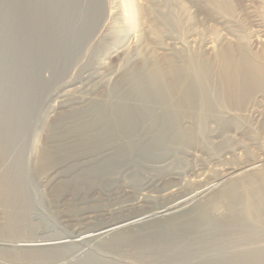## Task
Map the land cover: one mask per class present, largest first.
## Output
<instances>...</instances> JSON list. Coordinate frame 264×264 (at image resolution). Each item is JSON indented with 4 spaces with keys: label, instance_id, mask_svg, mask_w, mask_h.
Returning a JSON list of instances; mask_svg holds the SVG:
<instances>
[{
    "label": "rangeland",
    "instance_id": "rangeland-1",
    "mask_svg": "<svg viewBox=\"0 0 264 264\" xmlns=\"http://www.w3.org/2000/svg\"><path fill=\"white\" fill-rule=\"evenodd\" d=\"M63 1L51 26L64 23L60 39L38 45L25 41L23 0H0V264H230L264 247V90L230 106L213 66L230 43L264 52V0H229L224 17L202 0H137L148 10L136 28L119 15L122 0L76 17ZM154 55L181 66L184 88L203 104L192 117L171 109L177 97L150 77ZM204 187L172 213L150 216ZM136 215L145 220L63 252L17 247ZM224 221L235 222L223 229Z\"/></svg>",
    "mask_w": 264,
    "mask_h": 264
},
{
    "label": "bare ground",
    "instance_id": "bare-ground-1",
    "mask_svg": "<svg viewBox=\"0 0 264 264\" xmlns=\"http://www.w3.org/2000/svg\"><path fill=\"white\" fill-rule=\"evenodd\" d=\"M63 1V0H62ZM88 1V2H87ZM202 1H205L207 2L205 5L209 6L210 4V9L212 8L213 10V13H215L216 15V12L220 13V17H221V12H225V14H227V12H232V7H234L231 2L233 1H229V0H202ZM236 1V0H235ZM65 2H68V4H66V6H63V7H66V8H71V12H72V15H75L76 16H81L82 13L86 12V10L88 11V9H90L92 11L93 9V5L92 4H96L99 6L100 9H103V5L102 3H104L102 0H65L63 1V3L65 4ZM76 6L73 8L71 6V3H76ZM264 2V1H263ZM59 3V0H23L22 2V8L24 7V10L26 11V14H25V25L27 26V31L25 32V41L26 42H33V41H36L37 44L39 42L41 43H46V42H50L54 41L55 38H58L60 39V33H59V30L61 29L62 25H64L63 22L59 21V23L56 25V30L52 31L51 30V26L53 25V16H55L56 14V11L54 10L55 8V5ZM137 0H122V5L120 7H122L120 10H119V15L122 16V18L125 20V23H128V26L130 25L131 28H136L138 27L139 25V17L141 16V13L143 10H144V6L142 5L141 7H139L137 5ZM234 3V2H233ZM105 4V3H104ZM92 5V6H90ZM4 6V5H3ZM78 6V8H77ZM138 6V8H137ZM207 6V7H208ZM152 7V6H151ZM207 7H205L204 9H207ZM147 8V7H146ZM145 10L147 11L148 9ZM63 9V8H62ZM144 10V12H146ZM209 10H207L209 12ZM20 11V10H19ZM24 11V12H25ZM150 11V10H149ZM220 11V12H219ZM236 11V10H234ZM147 13V12H146ZM234 13V12H233ZM54 14V15H53ZM96 14V13H95ZM94 14V15H95ZM229 14V13H228ZM232 14V13H231ZM145 15V14H144ZM170 15V14H169ZM218 15V14H217ZM224 15V13H223ZM222 15V16H223ZM9 16V15H8ZM15 16V15H14ZM168 16V15H167ZM174 16V15H172ZM219 16V15H218ZM86 17V16H85ZM97 17V16H96ZM224 17V16H223ZM70 18L71 17H68L67 16V19H65L66 23L68 24V22H70ZM74 18V17H73ZM168 18V17H167ZM176 18V17H174ZM219 18V17H218ZM64 19V18H63ZM85 19V18H84ZM171 19V18H170ZM4 20V19H3ZM81 20V19H80ZM171 21V20H170ZM169 21V23H170ZM4 22V21H3ZM16 22V20H15ZM55 22L57 23V21L55 20ZM178 23V21H177ZM10 24V23H9ZM13 24V22H12ZM12 24H10L12 26ZM60 24V25H59ZM172 24V22L170 23ZM68 27H69V24H68ZM26 29V28H25ZM54 32V33H52ZM35 43V42H34ZM238 43V42H237ZM236 43V44H237ZM27 44V43H26ZM234 44V43H233ZM232 43H230L229 46L225 47L221 52H219V55L215 58V62L213 63V66L215 67L214 64H216V67L218 69V74L217 75H220L218 77L219 78V81L221 82V85L222 87L220 88V85L218 86L219 89H221L220 91L222 92V97L224 96L226 100H223L221 97H219V99L221 98L222 100L221 101H227L230 103V106L232 105V103H239V107H240V104L243 102H245L246 100H249V99H246L244 101L245 98L247 97H251L250 95H252L253 93H255L256 90H260V89H263L264 90V52H262V54H256L253 53L251 54L250 51H248L247 47L245 48V46H241L242 44H240V46H233ZM36 45V44H35ZM39 45V44H38ZM41 45V44H40ZM239 45V44H238ZM32 46V45H31ZM44 47V45H42ZM48 45H46L47 47ZM38 47V46H37ZM39 48V47H38ZM45 48V47H44ZM53 48V47H52ZM40 49H42L40 47ZM178 52V51H177ZM218 54V53H217ZM157 55V54H156ZM168 56V55H167ZM179 56V55H178ZM151 57V56H150ZM172 57V56H171ZM175 57V56H174ZM153 58V56H152ZM151 58V59H152ZM176 58V57H175ZM183 58V57H182ZM153 60V63H154V66L152 67L151 71H150V77L154 80V82H158L159 85H162V89H161V93L163 94H175L174 97L176 98V103H175V99H174V102H172V98H171V102L172 104L170 103L168 106H170V108H175V111H179L178 114H180V117H181V114H184L185 117H188L189 113H192L191 114V117L195 114H193V109L196 108V110H198L201 106H203L202 102H196V98L198 97H195V94L193 96V93H192V90L190 91L189 87L188 89L187 86H188V82L186 80H183V77L182 79L180 78V70L179 69L181 66H177L175 63L176 62H172L171 59L167 58V57H158V56H155L154 55V58L152 59ZM151 60V61H152ZM174 60V59H173ZM176 60V59H175ZM20 61V59H19ZM178 61V59H177ZM182 61V60H181ZM205 61V60H204ZM206 62V61H205ZM47 63V62H46ZM178 63V62H177ZM208 63V62H206ZM204 64V63H201V64H204L206 66L205 69V74H207V64ZM179 65V64H178ZM209 66H210V63H209ZM213 66H210V67H213ZM201 67V66H200ZM203 67V65H202ZM201 67V70L203 71ZM209 67V68H210ZM213 67V68H214ZM12 69V68H11ZM211 69V68H210ZM216 69V70H217ZM215 70V69H214ZM215 70V71H216ZM209 71V70H208ZM204 72V71H203ZM213 72V71H212ZM217 72V71H216ZM211 73V72H210ZM209 74V73H208ZM202 75V74H201ZM190 76V75H189ZM206 76V75H205ZM204 76V77H205ZM207 77V76H206ZM205 77V78H206ZM208 78V77H207ZM186 79V77H185ZM190 79V77H189ZM199 79V78H198ZM197 79V81H198ZM188 80V79H187ZM201 80V79H200ZM204 80V78H203ZM202 80V81H203ZM206 80V81H205ZM204 82L206 84L207 80L208 79H205ZM184 81H186L184 83ZM196 81V82H197ZM193 82V81H192ZM195 82V84H196ZM202 82V83H204ZM199 83V82H198ZM201 83V82H200ZM199 83V84H200ZM187 84V86L184 88L183 85ZM190 84V82H189ZM194 84V83H193ZM194 84V85H195ZM204 84V85H205ZM220 84V83H219ZM158 85V84H157ZM192 85V84H191ZM198 85V84H197ZM199 86V85H198ZM194 87V86H193ZM197 87V86H196ZM195 87V88H196ZM149 91V90H148ZM194 91V90H193ZM218 91V90H217ZM220 91H218L217 94L221 95L220 94ZM153 92V91H152ZM196 92V91H195ZM258 92V91H256ZM154 93V92H153ZM156 93V92H155ZM160 93V92H159ZM169 95V96H170ZM161 96V95H159ZM163 96V95H162ZM166 96V95H165ZM172 96V95H171ZM170 96V97H171ZM169 97V98H170ZM206 97V96H205ZM223 97V98H224ZM160 98V97H159ZM157 99V98H156ZM165 99V98H164ZM207 99V98H206ZM161 100V98H160ZM168 100V99H167ZM201 100V99H200ZM205 100V99H204ZM243 100V101H242ZM164 101V100H163ZM232 103H231V102ZM227 102H224L225 104ZM196 103L199 105L200 103V107L197 108L196 106ZM222 103V102H221ZM223 103V104H224ZM242 103V104H243ZM145 104V103H144ZM163 104V103H161ZM165 104V103H164ZM167 104V103H166ZM241 104V105H242ZM228 105V104H226ZM147 106V105H146ZM150 106V105H149ZM162 106V105H161ZM166 106V105H164ZM164 106H162V108H164ZM233 106V105H232ZM237 106V105H236ZM140 107V106H139ZM238 107V106H237ZM242 107V106H241ZM135 108V107H134ZM138 108V107H137ZM145 108V107H144ZM143 108V109H144ZM149 108V107H148ZM168 108V109H170ZM171 108V109H172ZM139 109V108H138ZM203 109V107H202ZM202 109H200L199 112L202 111ZM152 110H154L152 108ZM139 111V110H138ZM136 111V112H138ZM150 111V110H149ZM148 111V112H149ZM174 111V110H173ZM135 112V113H136ZM147 112V113H148ZM152 112V111H150ZM196 112V111H195ZM158 113V111H157ZM156 113V114H157ZM173 113V112H172ZM176 113V112H175ZM208 113V112H207ZM206 113V114H207ZM140 114V113H137V115ZM155 114V113H154ZM163 114V113H162ZM177 114V113H176ZM204 114V112H203ZM135 115V116H137ZM152 115V114H151ZM167 115V114H166ZM187 115V116H186ZM143 116V115H142ZM174 116V115H173ZM190 116V115H189ZM196 116L197 113H196ZM204 115H200L201 119H204L203 118ZM208 116V115H207ZM147 117V116H146ZM179 117V115H178ZM184 117V118H185ZM206 118V116H204ZM218 117V116H217ZM150 118V117H148ZM190 118V117H189ZM199 118V116H198ZM170 120L172 118H169ZM197 118H195V121H196ZM200 119V120H201ZM110 120V119H109ZM114 120V119H113ZM159 120V119H158ZM165 120V119H164ZM174 120V119H173ZM183 120V119H182ZM198 120V119H197ZM205 120V119H204ZM143 121V120H142ZM166 121V120H165ZM202 121V120H201ZM137 122V121H136ZM164 122V121H163ZM172 122V120H171ZM171 122H168L169 124ZM175 122V120H174ZM181 121L179 120L178 123H180ZM191 122V121H190ZM197 122V121H196ZM203 122V121H202ZM139 123H140V120H139ZM143 123V122H142ZM161 123V122H160ZM177 123V122H176ZM198 123H200L198 121ZM112 124V123H111ZM117 124V123H116ZM120 124V123H119ZM144 124V123H143ZM202 124V123H201ZM177 125V124H176ZM96 127V126H94ZM155 127V126H154ZM168 127V126H167ZM90 128V127H89ZM107 129V128H106ZM128 129V128H127ZM160 129V128H159ZM187 129V128H186ZM94 130V129H93ZM108 130V129H107ZM180 130V129H179ZM178 130V131H179ZM101 131V130H100ZM111 131V130H110ZM107 132V131H106ZM120 133V132H118ZM88 134V133H87ZM90 134V133H89ZM123 134V133H122ZM183 134V133H182ZM110 135V134H109ZM114 136V135H113ZM144 136V135H143ZM102 138V137H101ZM117 138V137H116ZM87 139V138H86ZM120 139V138H119ZM133 139V138H132ZM109 141V140H108ZM128 141V140H127ZM87 142V141H86ZM92 142V141H91ZM90 142V143H91ZM107 142V141H106ZM95 144V142H94ZM102 144V143H100ZM90 146V144H89ZM88 146V147H89ZM92 146V145H91ZM96 147V146H95ZM98 147V146H97ZM103 147V146H101ZM161 147V146H160ZM62 148V147H61ZM100 148V147H99ZM123 150V149H122ZM121 151V150H120ZM150 151V150H149ZM89 152V151H88ZM95 152V151H94ZM116 152V151H115ZM124 152V151H123ZM145 152V151H144ZM75 153V152H74ZM107 153V152H106ZM89 154V153H88ZM67 155V154H66ZM80 155V154H78ZM77 155V156H78ZM82 155V153H81ZM97 155V154H96ZM100 155V154H99ZM68 156V155H67ZM117 156V155H116ZM69 158V157H68ZM78 158V157H77ZM94 158V157H93ZM71 163V162H70ZM96 164V163H95ZM118 164V163H117ZM86 165V164H85ZM99 165V164H98ZM249 167L251 165H248ZM246 165V167H248ZM93 167V166H92ZM243 168V167H242ZM233 169V168H232ZM238 169V168H237ZM240 169V168H239ZM77 170V169H76ZM232 170H230L231 172ZM236 172V170L234 169L231 174H234ZM229 173V172H228ZM237 173V172H236ZM87 174V173H85ZM244 174V173H243ZM225 175V174H223ZM236 175V174H235ZM234 175V176H235ZM236 177V176H235ZM234 177V178H235ZM246 177V175H245ZM251 177V176H250ZM85 178V177H84ZM237 178V177H236ZM258 178V177H257ZM221 179V178H220ZM248 179V178H247ZM246 179V180H247ZM2 180V179H0ZM22 180V179H21ZM24 180V179H23ZM85 180V179H84ZM100 180V179H99ZM6 181L7 178H6ZM250 181V180H249ZM248 181V182H249ZM245 182H243L244 184ZM251 183V182H250ZM4 179L3 181H0V193L2 192H5L3 189H4ZM7 185V183H6ZM208 185V184H207ZM206 185V186H207ZM239 185H242L241 183ZM238 185V186H239ZM237 186V187H238ZM7 187V186H6ZM236 187V186H235ZM208 188V187H207ZM207 188H200V189H196V190H192V192L190 191V193L188 194H183V196L179 197V198H176L175 200H173V202L170 204L168 203V206H166L164 209L162 207L161 210H156V212H154L153 214H150V216H163L165 215L166 213H169L175 209H178L182 206H184L185 204L191 202L193 199L195 200L196 197L200 196L201 194H203ZM26 189V188H25ZM235 189V188H234ZM95 191V190H94ZM262 191V190H261ZM14 192V191H13ZM20 192V191H19ZM22 192V191H21ZM20 192V193H21ZM226 193V191H225ZM224 192L221 194V196H225L224 198L227 199L228 195H226ZM9 194V193H8ZM230 194V193H228ZM12 195V194H11ZM15 195V194H14ZM18 195V193L16 194ZM24 194L22 195H19V196H23ZM28 195V194H27ZM91 195V194H90ZM251 195V194H250ZM261 195V194H260ZM259 195V196H260ZM264 195V194H263ZM29 196V195H28ZM27 196V197H28ZM85 196V195H84ZM220 196V197H221ZM256 196V195H255ZM15 197V196H14ZM17 197V196H16ZM26 197V196H25ZM227 197V198H226ZM8 198V197H7ZM9 198L11 199V197L9 196ZM18 198V197H17ZM100 198V197H99ZM222 198V199H224ZM248 198V197H247ZM214 199V198H213ZM218 199H219V195H218ZM251 199V198H250ZM255 199V198H254ZM258 199V198H257ZM260 199V198H259ZM261 199H262V196H261ZM260 199V200H261ZM264 199V198H263ZM261 200L264 201V200ZM7 200V199H6ZM22 200V199H21ZM29 200V199H28ZM247 200V199H246ZM259 200V203H261ZM23 201V200H22ZM31 201V200H30ZM29 201V202H30ZM250 201V200H249ZM33 202V201H32ZM217 202V201H216ZM219 202V201H218ZM217 202V203H218ZM222 202V201H221ZM252 202V201H251ZM213 203V202H212ZM244 203V202H243ZM248 203V202H247ZM245 203V204H247ZM28 204V202H27ZM31 204V203H30ZM170 204V205H169ZM211 204V203H210ZM258 204V203H257ZM257 204H255L257 206ZM208 205V204H207ZM244 205V204H243ZM248 205V204H247ZM253 205V204H252ZM212 206V204H211ZM255 206V207H256ZM259 208H260V205L258 204ZM262 207H264L263 205H261ZM210 207V206H209ZM250 207V206H249ZM30 208V207H29ZM212 208V207H210ZM258 208V207H257ZM256 209V208H255ZM253 210V209H252ZM262 210V208H261ZM259 210V211H261ZM264 210V209H263ZM44 211V210H43ZM251 212V211H250ZM253 212V211H252ZM45 213V212H44ZM172 213V212H171ZM240 213V212H239ZM264 214V211L261 212ZM245 214V213H244ZM144 215V214H142ZM245 216V215H244ZM259 216V215H258ZM262 216V215H261ZM146 217L145 216H141V215H136V216H126L124 218H120V220H117L113 223H110V224H106V226L104 227H101L99 229H96V230H93V231H89V232H80L78 233L77 235H69V236H63V237H57V238H52V239H39V240H27V241H22L21 243H19L17 245V247L23 252H29L30 254V251L33 253L35 251L36 254H39L40 256H44V255H47V253H50V252H63V251H66L67 249H69L70 247H75L79 244H82L86 241H91V240H96V239H102V238H106V237H109V236H112L113 234H120L119 232H121L122 230L124 229H127L128 227H135L139 222H142L143 220H145L144 218ZM152 217V218H153ZM257 217V216H256ZM149 218V216H148ZM232 218V216H231ZM249 218V217H247ZM260 218V216L258 217ZM263 218V217H261ZM228 219V218H227ZM250 219V218H249ZM256 219V218H255ZM264 219V218H263ZM231 220V219H230ZM259 220L261 219H258L256 222L257 225L259 224ZM247 221V220H246ZM253 221V220H252ZM259 221V222H258ZM225 224L223 225L222 223V227L223 229L225 228H228L229 224L227 222H231V221H224ZM233 223L235 221H232ZM231 222V223H232ZM251 222V221H250ZM262 222V220H261ZM246 223V222H245ZM244 223V224H245ZM249 223V222H248ZM247 223V224H248ZM264 223V222H263ZM239 224V223H238ZM231 225V224H230ZM255 224H253L254 226ZM261 225V224H259ZM205 226V225H204ZM236 226V225H235ZM253 226H250V228ZM256 226V225H255ZM254 226V228H255ZM200 227V226H199ZM248 227V226H247ZM259 227V226H257ZM262 227H264L262 225ZM261 227V228H262ZM213 228V227H212ZM217 228V227H216ZM251 228V229H252ZM260 228V230H261ZM230 229V228H229ZM232 229V228H231ZM201 230V229H200ZM228 230V229H227ZM245 230V229H243ZM254 230V229H253ZM251 230V231H253ZM219 231V230H218ZM222 231V229H221ZM234 231V230H232ZM246 231V230H245ZM244 231V232H245ZM251 231L248 230V233H250ZM255 231V230H254ZM253 231V232H254ZM259 231V230H258ZM262 231V230H261ZM260 231V233H261ZM36 232V231H35ZM257 232V231H255ZM264 232V231H263ZM122 233V232H121ZM228 233V232H227ZM258 233V232H257ZM259 233V234H260ZM147 234V233H146ZM255 233H253L254 235ZM113 235V236H114ZM200 235V234H199ZM225 235V234H224ZM242 235V233H241ZM251 236V235H250ZM248 237V236H247ZM204 238V237H202ZM205 239V238H204ZM222 239V238H220ZM197 240H200L201 242H203L201 240V236H200V239L198 237ZM195 240V241H197ZM206 240V239H205ZM212 240V239H211ZM194 241V240H192ZM215 241V240H214ZM199 242V241H198ZM198 242H195L197 243L198 245ZM204 243V242H203ZM212 243V242H211ZM200 244V243H199ZM207 244V243H206ZM215 244V242H214ZM145 245V244H144ZM196 245V244H195ZM196 245V246H197ZM217 245V244H216ZM258 245V244H257ZM195 247V246H194ZM257 247V246H256ZM255 249H250V250H247V251H244L241 250L243 253L241 254H237L236 258H230V261L231 263L230 264H264V247H258ZM196 248V247H195ZM250 248V247H249ZM254 248V247H253ZM244 249V248H243ZM246 249V248H245ZM94 250V249H93ZM34 253V254H35ZM233 255V254H232ZM33 257L35 258V256L33 255ZM38 257V256H37ZM227 258V257H226ZM107 260V259H106ZM109 262V261H108ZM225 262H226V259H225ZM85 263V262H84ZM217 263V262H216Z\"/></svg>",
    "mask_w": 264,
    "mask_h": 264
}]
</instances>
